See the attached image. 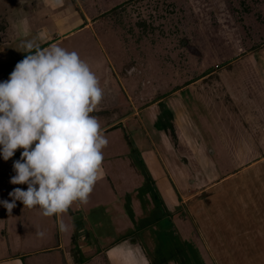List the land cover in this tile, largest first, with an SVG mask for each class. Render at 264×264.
Wrapping results in <instances>:
<instances>
[{
    "label": "rangeland",
    "instance_id": "rangeland-1",
    "mask_svg": "<svg viewBox=\"0 0 264 264\" xmlns=\"http://www.w3.org/2000/svg\"><path fill=\"white\" fill-rule=\"evenodd\" d=\"M63 1L0 0V65L27 55L16 48L37 33L36 15H47L39 9L54 13L78 5ZM232 1L230 7L238 4L242 11L230 13L228 0L124 5L143 32L139 41L149 39L144 53L153 58L146 67L141 60L133 67L131 53L118 52L125 34L114 16L102 18L96 36L85 31L59 44L77 52L97 75L103 99L94 111L123 105L94 113L101 128L131 104L141 112L130 118V127L115 123L102 131L108 144L99 179L86 204L74 202L62 213L67 232L38 206L26 216L15 212L6 229L13 248L24 240L46 247L24 258L26 264H264V91L243 59L229 63V42L258 43L256 36L229 34L232 17H244L242 0ZM15 65L0 71V82ZM129 70L143 76L130 84ZM196 78L204 80L183 87ZM136 87L147 96L138 99ZM22 151L7 161L0 155V178L16 174L13 162ZM1 181L0 193L8 189ZM37 228L45 231L43 238Z\"/></svg>",
    "mask_w": 264,
    "mask_h": 264
},
{
    "label": "clouds",
    "instance_id": "clouds-1",
    "mask_svg": "<svg viewBox=\"0 0 264 264\" xmlns=\"http://www.w3.org/2000/svg\"><path fill=\"white\" fill-rule=\"evenodd\" d=\"M16 50L27 55L0 82V155L7 161L23 149L10 183L27 189L14 188L11 202L0 204L8 215L20 201L27 208L38 206L46 217H59L74 202L86 204L99 179L108 140L90 114L103 89L75 51L41 47L35 39L21 41ZM57 223L60 232L69 230L63 220ZM36 235L43 238L45 231L37 228Z\"/></svg>",
    "mask_w": 264,
    "mask_h": 264
},
{
    "label": "crops",
    "instance_id": "crops-1",
    "mask_svg": "<svg viewBox=\"0 0 264 264\" xmlns=\"http://www.w3.org/2000/svg\"><path fill=\"white\" fill-rule=\"evenodd\" d=\"M77 1H78V5L76 4L74 8L65 7V9H62V11H56L54 13H52L51 10L47 11V10L39 9V11L41 10L43 14H47V15L44 16L45 18H43L40 13L36 15L39 23L38 29L36 31L37 33L30 34V36L33 35L34 36L33 39H35L40 44L41 47H48L52 44L59 45L62 42H68L70 39L76 37L79 33L85 31H91L96 36V32H95L96 25L102 20V18L104 17L109 18L114 16L113 19L116 17L114 25L116 27L120 26L121 30L124 29L121 32L123 33L124 31L125 34V35H120L118 39L119 40L118 48L120 49V51L118 49V52H124V51L130 52L131 55H129V58H127V60L133 62V67L139 65L137 63L138 60H141V62L143 61L142 67L143 66L146 67V65H149L148 60L150 58H153L152 53L151 54L150 52L149 54L147 52L144 53V50L148 48L146 44L149 39L145 37L139 41L140 31L141 33L143 32L139 28L137 24L138 22L136 21L133 22V19L131 17L132 9L131 11L124 12V8H126L127 6L128 8L135 7V5H133L134 0H85L87 4H85V2L83 3V1L81 0H77ZM62 2L64 1L62 0ZM105 2L109 4L107 6L102 5ZM111 2L116 3V5L112 7ZM230 2L236 3V1L228 0V7H229L228 10H230L229 12L231 13L234 11L233 13H237L238 11L236 10L240 8L239 5L235 4L231 8ZM240 3H243L242 9H244L243 12L244 17L239 16L238 14H237L238 16L232 17L231 19L232 24L230 25L229 28L230 29L229 34L243 33L246 36H256L258 43H251L252 41H250L248 42L249 44L243 43L242 45H239V44H235V42L234 43L229 42L228 49L230 51V54H232L229 63H233L236 62L237 60L243 59L242 61H244L245 64L244 66L249 67L247 72H250L249 75H251V80L255 79L256 82H258V89L264 91V0H242L240 1ZM72 5H74V2L72 3ZM124 5H126V7ZM118 6L122 7L121 11L113 10L115 7L117 8ZM195 17H198V15L195 14ZM152 18L153 17L151 16L150 20H148L149 23ZM118 19H120V22H118ZM240 30L242 31L240 32ZM147 31H149V29H147ZM57 34L60 35L61 38L59 39V41H55V40L53 41V39H55V37L58 36ZM248 40H252V39L249 37ZM50 41L52 42L50 43ZM135 41H138L141 44L135 43ZM236 51H242L243 54L240 57H237L238 55L234 54ZM137 72L138 70H129L126 73L127 75L126 78L127 80L130 81V84L137 82V80L134 78L135 76H138V78L143 76L140 71L138 73ZM202 80L199 78L187 86H190L192 84L198 85ZM142 90L144 89H139L140 92L136 93L138 92L137 87L135 89V93L138 99H142L147 96L146 94H144V92H142ZM151 97L153 96L151 95ZM132 101L133 99H131V102ZM131 105H132L131 108L133 107L132 109L130 108L129 111H124L120 117L104 125L101 128V130L106 131V129H108L109 126L111 127L115 123H120V125L123 126L124 128L130 127L129 124L130 118L138 117L141 112L137 110L134 104ZM121 107H123L122 104H115V105H111L107 109L104 108L101 110L93 111L91 114L92 115H94V113L107 114L110 111L113 112L118 111L119 109H121ZM103 169H104L103 171L105 172V168ZM7 174L9 175H7L4 178H0L2 181L4 180L5 182H7L6 184L8 185V189H6L5 192L0 193V201L7 200L9 196L8 193L12 191L14 188H17L15 187L14 184L10 183L9 176L11 174L9 172ZM23 185L26 187L23 186L21 189L26 190L27 185L26 184ZM29 211L30 208L24 207L22 202L16 201V207L13 208L12 215H8L7 210L4 208L2 204H0V264H26L24 258L26 259L28 257L38 255L45 251L46 247L44 248L33 247L31 245V242L32 241L34 242V240H31V242H29V240H24L19 243H16L20 245V247L19 248L16 247V249L13 248V245L10 241L12 237L8 234L6 229L10 226V220L12 221L15 212H17L19 216H21V214H25L26 216ZM61 216L62 214H60L59 217L56 216V219H60ZM12 248L14 249V251L12 250Z\"/></svg>",
    "mask_w": 264,
    "mask_h": 264
},
{
    "label": "trees",
    "instance_id": "trees-1",
    "mask_svg": "<svg viewBox=\"0 0 264 264\" xmlns=\"http://www.w3.org/2000/svg\"><path fill=\"white\" fill-rule=\"evenodd\" d=\"M25 57V54L21 57H18L16 58V60L12 61V62H7L5 65H0V71L4 70V69H7L9 66L11 67L12 65L16 64L17 62L21 61L23 58ZM197 79L199 78H196V79H191V80H188L186 81V84H184V86H187L189 84H191L193 81H196Z\"/></svg>",
    "mask_w": 264,
    "mask_h": 264
}]
</instances>
